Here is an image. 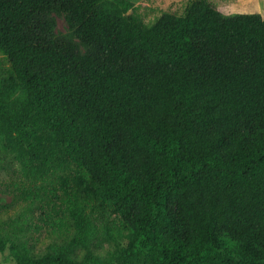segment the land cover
I'll return each mask as SVG.
<instances>
[{
	"label": "trees",
	"instance_id": "16d2710c",
	"mask_svg": "<svg viewBox=\"0 0 264 264\" xmlns=\"http://www.w3.org/2000/svg\"><path fill=\"white\" fill-rule=\"evenodd\" d=\"M131 7L0 0V52L27 94L0 128L35 124L65 145L77 168L60 202L80 227L114 215L119 264H264V17L188 0L145 24ZM6 249L15 264H73L0 234Z\"/></svg>",
	"mask_w": 264,
	"mask_h": 264
},
{
	"label": "rangeland",
	"instance_id": "374dc122",
	"mask_svg": "<svg viewBox=\"0 0 264 264\" xmlns=\"http://www.w3.org/2000/svg\"><path fill=\"white\" fill-rule=\"evenodd\" d=\"M129 1L133 3L129 13L145 24L153 23L165 11L182 13L188 2ZM210 1L227 14L258 12L264 17V0ZM54 29L79 43L65 13H55ZM11 74L10 62L0 52V90L7 94L5 100L0 99V113L20 109L27 100L26 91ZM76 168L53 132L35 124L27 125L20 135L0 128V234L12 238L33 256L64 252L73 264H119L127 240L114 215L96 209L90 225L80 227L60 202L61 177L73 175ZM138 260L134 264H145ZM0 264H15L8 249L0 251Z\"/></svg>",
	"mask_w": 264,
	"mask_h": 264
}]
</instances>
